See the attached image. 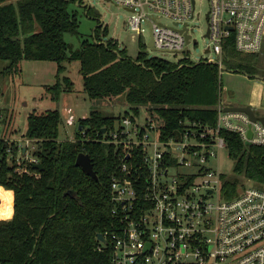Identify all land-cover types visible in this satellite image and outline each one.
<instances>
[{"label":"trees","instance_id":"16d2710c","mask_svg":"<svg viewBox=\"0 0 264 264\" xmlns=\"http://www.w3.org/2000/svg\"><path fill=\"white\" fill-rule=\"evenodd\" d=\"M76 1L0 0V61L6 62L0 73L21 72L25 59L54 61L58 80L46 89L56 99L63 91L60 74L71 90L64 72L68 62L77 60L89 98H119L134 113L144 108L159 121L163 138L172 137L186 120L215 124L217 106L225 104L218 64L187 58L174 62L142 50L130 57L117 39L107 38L108 28L101 24L94 39L83 38L73 48L64 35L79 34L77 13L70 9ZM224 54L227 70L264 77L259 55L237 51L232 37ZM120 118L94 109L79 119L83 128H77L73 139L60 141L59 110L33 109L23 136L35 146L32 154L43 169L29 161L17 169L15 158L7 159L8 142L0 138V184L14 191L12 217L0 219V264H110V250L97 234L111 220L109 186L118 164L106 139ZM220 134L234 161L224 187L235 193L240 182L249 180L264 188V144L246 143L226 129ZM81 151L90 155L97 178L76 164Z\"/></svg>","mask_w":264,"mask_h":264},{"label":"built area","instance_id":"2783aa9c","mask_svg":"<svg viewBox=\"0 0 264 264\" xmlns=\"http://www.w3.org/2000/svg\"><path fill=\"white\" fill-rule=\"evenodd\" d=\"M108 1L131 13L128 27L153 50L186 53L191 42L197 43L190 25L197 0ZM208 2L205 52L217 55L199 61L223 70L230 37L242 53L263 50L264 0ZM164 16L170 24L160 21ZM143 23L150 26L151 45L140 30ZM224 105L217 106L214 125L186 120L179 140L174 134L163 138L159 121L147 111L123 113L110 129L106 142L118 165L109 186L106 243L99 240L110 250V264H264V188L245 180L233 193L224 187L228 175L220 167L226 149L222 129L237 132L246 143L264 144V124L243 111H225ZM0 138L9 144L7 159L14 157L20 171L21 163L38 162L22 154L30 144L26 137ZM13 207V189L0 184V219L11 218Z\"/></svg>","mask_w":264,"mask_h":264},{"label":"rangeland","instance_id":"374dc122","mask_svg":"<svg viewBox=\"0 0 264 264\" xmlns=\"http://www.w3.org/2000/svg\"><path fill=\"white\" fill-rule=\"evenodd\" d=\"M90 4L88 8L84 5ZM196 16L191 21L192 37L197 43L191 42L188 51L171 53L158 52L145 44H141V36L138 31L128 27V18L131 13L122 6L108 0H77L70 4V9L75 10L79 20V34L66 33L64 38L73 48H78L83 38L94 39L95 28L99 24L107 26V38L112 37L118 40L122 47H125L130 57H136L139 51H145L150 56H161L176 62L183 56L193 62L201 58L216 57L214 52H205V45L209 43V37H204L207 20L205 13L208 10V0H197ZM99 11V14L95 13ZM160 21L170 24L171 18L161 17ZM142 33L150 40V26L143 23ZM259 55V64H264V48ZM6 65L0 61V70ZM21 72L8 75L0 73V135L21 139L27 128V115L33 109L44 111L46 109H58L61 116L59 126V140L73 139L79 126V119L87 117L94 109H100L105 115L118 116L125 111L131 112L125 101L117 98L114 100H92L83 90V80L80 72V64L77 60L67 63L65 75L71 80V90H66L63 74L59 75L63 91L58 98L53 99L46 89V84L56 83L58 74L56 63L50 60L25 59L22 61ZM53 70V71H52ZM249 76L244 72L222 70L221 88L223 102L229 104L251 105L256 114H264V78L262 75ZM262 76V77H261ZM51 77V78H50ZM50 78V79H48ZM45 84V85H44ZM145 114V109H140V115ZM118 124V121H116ZM35 146L30 142L23 156L33 155ZM227 150H223L220 157L221 170L228 176L233 175L234 161L228 156ZM17 161V160H16Z\"/></svg>","mask_w":264,"mask_h":264},{"label":"water","instance_id":"95a60500","mask_svg":"<svg viewBox=\"0 0 264 264\" xmlns=\"http://www.w3.org/2000/svg\"><path fill=\"white\" fill-rule=\"evenodd\" d=\"M84 5H86L88 8L90 7V4L88 2H86ZM95 13L99 14V11L98 10H95ZM188 37L189 35L186 34V38L188 40ZM141 43L144 44L145 43V38L142 37L141 38ZM153 42H152V38L148 41V44L151 45ZM184 50H186V47L184 48ZM223 70H227V67L225 65H223ZM257 77L259 76L258 74H255ZM224 110L225 111H243L245 113H247L250 117L251 120H260L261 122H263L264 124V114L262 115H258L256 114L254 108L249 105V104H245V105H235V104H229V103H225L224 105ZM79 129H82L83 126L82 125H79L78 126ZM106 129L103 127L102 128V131L104 132ZM252 134L251 132V129L248 130V136L250 137ZM174 135L176 136L175 138L177 140L180 139V131L179 130H175L174 131ZM247 143H249L247 141ZM25 151V149H23V152ZM76 164L78 166H81L82 170L85 171L87 174L91 175L92 177L94 178H97V175H96V172L95 170L93 169V164H92V159L90 157L89 154L87 153H84V152H80L78 155H77V158H76ZM32 166L37 168V169H43V166L41 162H34L32 163ZM97 239L106 243V238L103 236L102 232H99L97 234Z\"/></svg>","mask_w":264,"mask_h":264},{"label":"crops","instance_id":"0c3cea01","mask_svg":"<svg viewBox=\"0 0 264 264\" xmlns=\"http://www.w3.org/2000/svg\"><path fill=\"white\" fill-rule=\"evenodd\" d=\"M56 63V62H55ZM56 70H57V64H56ZM53 71V70H52ZM250 76V75H249ZM254 76H256V75H254ZM257 77V76H256ZM262 77V76H261ZM51 78V77H50ZM50 78H48V79H50ZM264 78V77H263ZM45 85V84H44ZM47 85V84H46ZM245 104H247L246 102H244V104H235V105H245ZM13 214V213H12ZM12 217V216H11Z\"/></svg>","mask_w":264,"mask_h":264}]
</instances>
